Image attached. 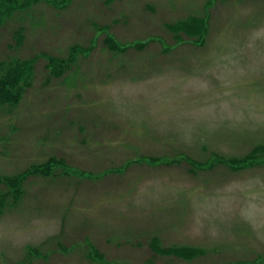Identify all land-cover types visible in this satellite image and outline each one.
I'll return each instance as SVG.
<instances>
[{"label":"rangeland","instance_id":"rangeland-1","mask_svg":"<svg viewBox=\"0 0 264 264\" xmlns=\"http://www.w3.org/2000/svg\"><path fill=\"white\" fill-rule=\"evenodd\" d=\"M0 6V264H264V0Z\"/></svg>","mask_w":264,"mask_h":264},{"label":"trees","instance_id":"trees-1","mask_svg":"<svg viewBox=\"0 0 264 264\" xmlns=\"http://www.w3.org/2000/svg\"><path fill=\"white\" fill-rule=\"evenodd\" d=\"M4 18L5 10L0 6V23ZM50 61L49 64L51 66L58 65L60 66L59 68H61L64 65L63 61L57 62V59L54 57H52ZM33 73L34 69L32 68V65L24 63L20 58L12 57L11 59H0V109H5L6 106L11 110L16 108L23 97L26 84L32 83ZM52 157L53 158H50V162H48L47 166H44V164L41 166L32 165L33 168L31 169V172L50 174L53 164L60 162L59 160H56V157ZM61 166L66 168V165H64L63 162L61 163ZM23 179L24 178L21 175L18 176L17 179L7 177L6 180H3V176L0 175V183H2V181L7 182L8 184L11 182L19 183ZM179 249L180 247H167L164 251L170 254ZM181 252L183 251L181 250Z\"/></svg>","mask_w":264,"mask_h":264},{"label":"bare ground","instance_id":"bare-ground-1","mask_svg":"<svg viewBox=\"0 0 264 264\" xmlns=\"http://www.w3.org/2000/svg\"><path fill=\"white\" fill-rule=\"evenodd\" d=\"M16 97V96H15Z\"/></svg>","mask_w":264,"mask_h":264}]
</instances>
